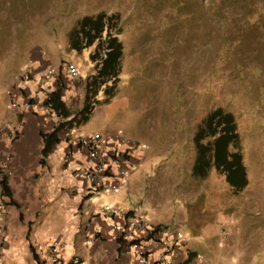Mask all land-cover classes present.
Wrapping results in <instances>:
<instances>
[{
	"label": "rangeland",
	"instance_id": "obj_1",
	"mask_svg": "<svg viewBox=\"0 0 264 264\" xmlns=\"http://www.w3.org/2000/svg\"><path fill=\"white\" fill-rule=\"evenodd\" d=\"M254 3L261 15L241 22L234 37L231 25L217 33L210 17L198 23L175 15L167 0H0V94L39 56L52 62V73L75 66L85 101L97 46L72 50L69 35L85 17L118 14L124 46L119 93L73 133L135 141L138 168L116 191L101 192L123 193L125 206L105 199L97 204L181 228L200 264H248V255L262 256L256 244L264 243V0ZM221 36L236 47L228 42L225 51ZM217 109L234 115L241 137L248 184L238 192L214 164L207 176L195 175V135ZM258 255L255 264L262 263Z\"/></svg>",
	"mask_w": 264,
	"mask_h": 264
},
{
	"label": "crops",
	"instance_id": "obj_2",
	"mask_svg": "<svg viewBox=\"0 0 264 264\" xmlns=\"http://www.w3.org/2000/svg\"><path fill=\"white\" fill-rule=\"evenodd\" d=\"M51 65L50 60L34 57L31 71L20 78L13 75L11 84L0 94V181L2 177H7L12 199L19 205L8 204L0 186L4 201V207L0 208L3 225L0 232V264H37L31 247L35 248L43 264H53L50 249L55 242L60 245V264H70L76 255L81 257L82 264H128L131 257L120 247L111 222L97 213L101 208L97 202L103 199L125 206L123 193L88 195L86 182L76 173L80 165L90 162L87 151L75 147L72 159H67L70 149L68 140L81 136H75L69 129L58 132L60 123L67 120L46 107L44 101L50 93L63 87L64 102L74 111L84 103L83 91L77 86V81L63 73H52ZM50 74L57 77L50 78ZM37 91L43 94L42 108L18 115L13 104L28 100ZM2 106H7L10 111L1 113ZM54 132H57L59 143L44 158L41 134ZM110 135L103 136L109 138ZM108 144L112 146L109 140ZM147 222L153 226L165 225L161 221ZM97 227L102 229L103 234L99 240L90 241ZM256 247H259L262 256H254H260L262 260L259 261L264 264V243L260 242ZM191 251L194 259L188 262L181 251L176 264H200ZM246 251H249L248 248ZM254 256L248 255L245 261L255 264L259 258L253 260Z\"/></svg>",
	"mask_w": 264,
	"mask_h": 264
},
{
	"label": "trees",
	"instance_id": "obj_3",
	"mask_svg": "<svg viewBox=\"0 0 264 264\" xmlns=\"http://www.w3.org/2000/svg\"><path fill=\"white\" fill-rule=\"evenodd\" d=\"M167 1L170 6H173L171 9L177 12L175 15L179 17L198 23L202 22L197 18L205 16L212 18L211 22H213L217 33L224 25H231L234 37H237L242 31L241 26L245 23L243 21L261 15L260 4L255 5V0L249 2L248 0H208L206 5L195 3L197 0ZM167 12L170 13L169 9ZM241 22H243L242 25ZM122 32L123 28L118 14L101 13L79 20L70 33L69 42L72 50L82 52L86 48L97 46L91 56L95 73L85 83V101L83 107L76 113L72 112L64 102L63 87H59L47 96L44 102L45 106L60 118L67 120L60 123L58 132L64 128L73 130V128L82 127L93 117L100 106L111 102L118 95L124 56V46L120 39ZM219 38L225 47L224 50L227 51L230 41L227 42L226 37ZM235 43H232L234 48L236 47ZM41 136L44 142L42 153L46 158L54 151L59 139L57 132L41 134ZM194 142L198 155L194 168L195 175L207 176L214 164L220 174L224 175L230 183L233 191L238 192L244 189L248 181L243 165L242 141L233 114L227 113L223 109L211 112L198 126ZM0 186L2 194L8 198V204L19 207L17 202L12 199L7 177H2ZM31 252L37 264H43L35 248L31 247Z\"/></svg>",
	"mask_w": 264,
	"mask_h": 264
},
{
	"label": "built area",
	"instance_id": "obj_4",
	"mask_svg": "<svg viewBox=\"0 0 264 264\" xmlns=\"http://www.w3.org/2000/svg\"><path fill=\"white\" fill-rule=\"evenodd\" d=\"M63 74L72 80L79 81L77 69L73 65H67ZM56 78V75H48ZM43 94L35 92L28 100L13 104L18 115H24L30 110L40 109L43 104ZM111 143V147L108 144ZM69 152L67 159L73 157L75 147L87 151L90 162L80 165L76 173L86 182L88 195H96L105 191H116L124 184L125 177L131 171L138 168L136 163L137 143L135 141L115 135L105 138L99 134L89 136L71 137L68 140ZM4 207L2 195H0V208ZM98 215L111 222V228L117 235L120 247L126 255L131 257L128 264H176L180 252L183 251L186 260L192 259V251L184 239L181 228L169 230L165 226L150 225L137 210L124 212L116 206L101 207ZM3 229L0 219V232ZM103 232L100 227L95 228L93 238L90 241L99 240ZM2 243H0V249ZM60 245L52 244L51 257L56 264H60ZM70 264H82V259L76 255Z\"/></svg>",
	"mask_w": 264,
	"mask_h": 264
},
{
	"label": "clouds",
	"instance_id": "obj_5",
	"mask_svg": "<svg viewBox=\"0 0 264 264\" xmlns=\"http://www.w3.org/2000/svg\"><path fill=\"white\" fill-rule=\"evenodd\" d=\"M61 73H63V72H61ZM61 73H60V74H61ZM50 75H51V74H50ZM52 75H56V74H52ZM48 77H49V76H48ZM56 77H57V75H56ZM82 97H84L83 94H82ZM46 99H47V98H46ZM46 99H45V100H46ZM44 102H45V101H44ZM112 136H115V135H113V134L110 135V137H112ZM104 137H105V136H104ZM110 137H109V138H110ZM105 138H107V137H105ZM132 141H133V140H132ZM192 259H194V257H192Z\"/></svg>",
	"mask_w": 264,
	"mask_h": 264
}]
</instances>
